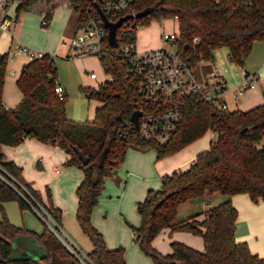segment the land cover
<instances>
[{
  "label": "trees",
  "instance_id": "trees-1",
  "mask_svg": "<svg viewBox=\"0 0 264 264\" xmlns=\"http://www.w3.org/2000/svg\"><path fill=\"white\" fill-rule=\"evenodd\" d=\"M60 5L77 14L80 27L90 0H31L18 9L17 17L21 11L36 14L47 28ZM145 11L146 17L136 19L142 26L166 18L178 22V51L194 65L202 60L214 61L213 52L226 48L229 60L242 66L254 43L264 42V0L132 1L130 13ZM194 38L199 40L198 44H193ZM135 44V33L126 37L118 33L115 46L104 45L99 60L104 73L114 81L96 89L81 87L89 101L102 103L95 110L94 120L85 122L67 117L68 96L60 98L55 91L58 77L51 54L23 65L17 80L22 100L16 108L7 109L2 96L10 53L1 54L0 145L18 147L27 138H34L63 148L69 156L66 164L79 166L84 174L76 189V220L92 245L86 254L89 260L86 264H127L125 250L109 249L103 234L91 221L106 180L116 174L132 146L143 152L154 148L156 158L162 160L210 131L215 140L209 149L199 153L186 170L162 176L160 188L148 190L144 201L138 203L141 224L132 227L135 242L153 264H264V258L253 254L246 243L236 241L238 211L231 201L239 194H247L255 204L264 201V103L247 111H229L194 96L185 101L182 123L168 144L157 146L142 141L131 122L133 79L121 56L123 47ZM74 148L90 159L87 166L78 159ZM21 191L27 192L31 201L26 198L27 202ZM216 193L225 197L222 203L176 221L181 204ZM9 201H17L21 210L39 206L61 225V211L44 204L24 180L22 168L0 153V207ZM167 229L201 237L203 250L173 242L171 253H160L153 247V241ZM20 238L33 239L43 249L42 254L31 258L34 256L31 251L20 252L17 249ZM0 264L82 263L48 227L39 235L24 226L13 225L3 212Z\"/></svg>",
  "mask_w": 264,
  "mask_h": 264
},
{
  "label": "rangeland",
  "instance_id": "rangeland-1",
  "mask_svg": "<svg viewBox=\"0 0 264 264\" xmlns=\"http://www.w3.org/2000/svg\"><path fill=\"white\" fill-rule=\"evenodd\" d=\"M75 16L76 13L69 11L66 6L60 5L53 15L55 25L50 32H47L45 31L46 28L41 25L40 16L21 11L18 16L19 31L13 37L12 49L9 50L11 45H9L7 38L10 39L14 28L8 23L0 28V45L8 47L7 51L11 52V54L19 44L28 47L33 52H50L54 56L57 77L67 91V117L77 122L93 121L95 110L101 107L102 103L97 100L89 101L81 87L96 89L99 87L100 82L105 80L106 75L97 56L88 55L76 58L68 54V44L71 35L67 31L64 34H61V32H63L67 23L73 21ZM164 33L178 34V22L174 18H166L159 21L152 20L148 25L138 28L136 31V51L143 52L158 48H170L169 44L162 40ZM63 43H67V45ZM67 55L70 58H67ZM213 58L214 61H203L199 64L197 68L199 78L204 81L207 76L209 77L221 71L228 81L227 86L233 88L231 83L240 79V77V80H242V72L244 70L251 73H259L260 70L264 71V42L258 41L254 43L243 67L229 60L226 48L215 50ZM91 72L97 74V80H91L88 77ZM263 93V89L247 91L239 98L238 102H241L239 105L242 107L243 102L250 98H255L254 96L257 95L263 96ZM233 107L229 106L228 110L234 111ZM214 140L212 132L208 131L198 141L162 160L156 158L154 148L143 152L132 146L126 154L123 165L114 177L106 180L99 202L93 209L91 221L94 227L102 232L108 247L122 246L125 250L127 264H153L152 259L144 254L133 241L131 226H139L141 224L138 203L144 201L148 190L160 188L161 176L165 175L167 171L164 170L167 166L164 165L165 162H169V160H172L171 157L174 158L177 155L179 156L178 163L188 161L191 165L196 155L208 150L210 143ZM40 146L42 148L45 146L44 148L46 149H34L28 152L34 157V161L28 158V154L22 153L24 162L21 165L15 163L22 168L24 180L38 194L44 204L61 211L60 227L62 233L75 244L80 255H86L91 251L92 245L88 237L80 229L74 213L77 205L76 188L83 180V170L77 165H67L66 151L58 145L49 143ZM54 167L59 168L60 175L53 174ZM22 193L31 201L27 193L24 191ZM220 197L225 198L221 194L216 193L212 196L211 201H209L207 195L181 204L178 208L176 221L195 216L211 206L222 203V200H218ZM34 206L37 207L36 205ZM3 212L13 225L24 226L39 235L45 231L46 227L51 231V228L56 229V222L47 213L44 214L45 212L39 206L37 211L31 207L21 210L17 201H9L5 202L2 208L0 207V221L2 220ZM65 222L74 224L77 236H74L70 229L65 226ZM62 233L61 235L64 236ZM66 237L65 240H67ZM70 240H67V242L72 244ZM173 242H182L196 250H203L204 248L201 237L188 232H171L169 229L161 232L154 239L153 247L162 254H168L172 252L171 244ZM17 249L20 252L31 251L34 254L32 257H37V254H42L41 252H43L40 245L31 238H20L17 242Z\"/></svg>",
  "mask_w": 264,
  "mask_h": 264
},
{
  "label": "built area",
  "instance_id": "built-area-1",
  "mask_svg": "<svg viewBox=\"0 0 264 264\" xmlns=\"http://www.w3.org/2000/svg\"><path fill=\"white\" fill-rule=\"evenodd\" d=\"M31 0H0V28L10 22H15L17 11ZM133 0H90V6L86 10L85 21L77 28L71 37L68 47L71 57H84L94 55L102 57L104 45L108 43L109 29L105 26L101 13L112 23L130 13ZM136 18L129 19L121 24L116 31L120 37L135 33L138 28ZM162 40L167 42L170 48H158L137 52L136 46H125L122 48L121 56L127 66L128 74L133 79L134 91L131 107L133 113L138 112L140 116L137 125H132L137 132V137L145 142L165 146L170 142L179 129L182 120L185 101L191 97L198 96L209 105L220 109L228 110L224 100L230 95L233 100H238L247 91L256 89L258 79L247 71L242 72V80L238 87L230 89L221 79L220 72H216L202 81L197 74V65L182 57L178 51L176 42L178 34L164 33ZM197 38L193 44H198ZM67 45V43H65ZM43 52H33L24 45L16 48L12 57L25 56L29 60L42 58ZM203 62V60L201 61ZM106 75V74H105ZM88 77L97 80V74L91 72ZM114 81L113 77L106 75L100 86L107 85ZM56 93L63 98L65 92L58 84ZM132 113V114H133ZM214 137V133H212ZM59 174L60 170L55 169ZM27 193V192H26ZM30 199L32 197L27 193ZM23 196V195H22ZM23 198L27 201L26 197ZM28 202V201H27ZM37 211V208L31 205ZM45 212L41 207H39ZM46 214V212L44 213ZM48 215V214H47ZM65 246L80 259L82 264L89 263L86 255H80L75 244L68 239L56 224V229L51 228ZM61 233L64 235L62 236ZM70 240V244L65 240Z\"/></svg>",
  "mask_w": 264,
  "mask_h": 264
},
{
  "label": "crops",
  "instance_id": "crops-1",
  "mask_svg": "<svg viewBox=\"0 0 264 264\" xmlns=\"http://www.w3.org/2000/svg\"><path fill=\"white\" fill-rule=\"evenodd\" d=\"M63 6H66V5H63ZM67 8L69 9V11L75 13L71 8H69V7H67ZM54 12H53V15H54ZM77 20H78V16L76 14L73 21L67 23V25L65 26V29L63 30V32H61V34H64L67 31V32H69V34L72 37L78 28ZM41 21H42V18H41ZM9 24L12 25V27L14 28V32L11 33L10 39L6 37L9 40V45H11L9 50H11L13 47V37L19 31L18 17L16 18L15 22H10ZM54 25H55V21H54V18L52 16V20H51L49 26L46 28L45 31L50 32L52 30V28L54 27ZM63 44L66 45L65 43H63ZM20 45L21 44L17 45L16 48ZM16 48H15V50H16ZM7 49H8V47L0 45V55L9 52V51H7ZM15 50H13L12 55L15 52ZM9 53H10V59L8 61V65H7V73H6L2 98H3V103L7 109H14L19 105V103L22 100V93L20 92V90L17 86V80L19 78V75H20V72H21L23 65L29 63L30 60L25 56H15V57L13 56L12 57L11 52H9ZM47 54H50V52ZM68 54L70 55V52ZM69 55H67V58ZM200 63L197 64V68H198ZM244 65H245V62L240 67H243ZM219 72L222 76L221 79L227 84L228 81L226 80V77L222 74L221 71H219ZM247 72H249V71H247ZM56 73H57V68H56ZM249 73L252 75H255L258 79V85H257L256 89H263L264 90V71L260 70L259 73H251V72H249ZM240 79H241V77H240ZM240 79H237L235 82H232L231 85H233L232 86L233 88H230V89H234V88L238 87L241 83ZM58 84L63 88L65 94H67V91L64 88V85L61 83V81L59 79H58ZM256 89H254V90H256ZM254 97L255 98H250L247 101L243 102L242 107H241V105H239V104H241V102L240 103L238 102L239 99L235 101L231 98L230 95H226L224 97V100L227 103L228 107L234 106L233 110L247 111V110L252 109L255 106H258V105H261L264 103V93H263V96L257 95ZM43 144L41 142L35 140L34 138H27L18 147H9V146H5V145H0V153H3L8 159H10V160L16 162L17 164L21 165L24 162L22 159L23 157L21 155L22 153L28 154L29 155L28 158L31 161H34L35 160L34 157H32L28 152L31 150H34V149H36V150L46 149V148H44L45 146L43 148H42V146H40ZM46 144H49V143H46ZM68 158H69V156L67 155L66 159H68ZM171 159L172 160H169V162H165V164H164L165 166L167 165L164 168V170H167L166 174H171L173 172L183 171V170H186L190 166L188 161L178 163L179 162V160H178L179 156H177V155L174 156V158L171 157ZM190 160H189V162H190ZM194 160L195 159H193V161ZM193 161H192V163H193ZM186 166H188V167L186 168ZM183 168H185V169H183ZM55 169H59V168L54 167L53 168V174L54 175H60V173L59 174L55 173ZM213 195H215V194H213ZM213 195H210V196L208 195L209 201H211V198ZM218 200L224 201L225 198L220 197V198H218ZM231 201H232V204L235 207V209L238 211V218L236 221V232H235L236 241L238 243H246L248 245L250 251L253 254L264 258V201H259V203L255 204L250 200V198L247 194L235 195L232 197ZM77 203H78V200H77ZM74 210H75L74 213L76 215L77 205H76V208ZM65 226L70 229V231L74 234V236L75 235L77 236V231L75 230V226L72 222H65ZM132 227H138V225H132L131 228ZM132 236H133V241L135 242V236H134L133 231H132ZM104 239H105V237H104ZM105 242H106V240H105ZM106 245H107V243H106ZM107 247H108V245H107ZM120 247H122V246L115 247V248H111V247H108V248L109 249H117ZM31 258H34V257L31 256Z\"/></svg>",
  "mask_w": 264,
  "mask_h": 264
},
{
  "label": "water",
  "instance_id": "water-1",
  "mask_svg": "<svg viewBox=\"0 0 264 264\" xmlns=\"http://www.w3.org/2000/svg\"><path fill=\"white\" fill-rule=\"evenodd\" d=\"M148 15V12H142L136 15H127L121 19H119L116 23L110 22L102 13L101 17L104 21L105 26L109 29L108 32V43L110 46H115L117 43V36L116 31L121 26V24L129 19L136 18H144ZM140 116V113L135 112L132 114L131 121L137 125L138 117ZM74 152L77 155L78 159L82 162L84 166H87L90 163V159L82 154L78 149L74 148ZM78 258V257H77ZM79 259V258H78ZM80 260V259H79Z\"/></svg>",
  "mask_w": 264,
  "mask_h": 264
}]
</instances>
